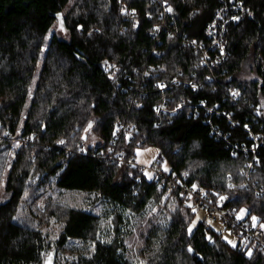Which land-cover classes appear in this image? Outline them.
I'll use <instances>...</instances> for the list:
<instances>
[{
    "label": "trees",
    "instance_id": "trees-1",
    "mask_svg": "<svg viewBox=\"0 0 264 264\" xmlns=\"http://www.w3.org/2000/svg\"><path fill=\"white\" fill-rule=\"evenodd\" d=\"M167 1L173 12L163 22L151 0H0V172L14 150L5 133L15 135L22 126L21 136L34 134V143L15 153L0 187V264H44L45 253L57 251L50 250L43 230L51 220L61 227L56 247L79 244L70 247L64 264H134L137 257L148 264H264L260 252L250 259L204 221L188 236L190 220L171 208H185L179 199L162 202V191L141 168L97 157L112 143L133 161L136 149L156 148L169 172H187V182L203 190L221 188L230 211L245 208L248 224L251 216L259 218L257 226L264 222V198L255 196L264 182V144L249 179L245 158L231 153L233 145L249 146L247 129L264 138V113L258 116L264 111V0H233L251 15L228 27V58L211 71L198 66V54L183 37L203 41L216 10L230 0ZM105 60L115 68L106 71ZM33 76L37 86L29 100ZM174 79L179 84H171ZM161 83L166 87L158 88ZM233 92L239 95L232 102ZM160 105L166 111L159 116ZM178 105L181 111L170 113ZM89 121L93 127L85 133ZM233 123L238 126L232 129ZM213 128L227 135L230 146ZM60 139L66 143L58 144ZM245 181L248 186L240 187ZM46 192L44 210L37 211ZM100 201L144 217L138 229L142 245L133 259L122 237L108 244L99 240L101 222L92 208ZM150 208L157 209L152 216ZM185 211L191 219L196 215ZM113 223L118 233L121 214ZM189 245L199 256L188 253Z\"/></svg>",
    "mask_w": 264,
    "mask_h": 264
},
{
    "label": "built area",
    "instance_id": "built-area-1",
    "mask_svg": "<svg viewBox=\"0 0 264 264\" xmlns=\"http://www.w3.org/2000/svg\"><path fill=\"white\" fill-rule=\"evenodd\" d=\"M151 4L158 5L159 9V17L164 22L167 17L171 18L172 12H167L166 7L170 5L167 1V4L164 3V0H151ZM171 6V5H170ZM248 13V10L244 8L242 2H235L230 0L228 4L221 5L215 12L212 20L207 24L204 30V40L201 42H197L194 39L187 40L185 36L183 37L184 44L188 45L190 48L194 49L198 54V66L205 70L211 71L213 67L222 64L228 58V45L226 41V36L228 32V27L231 24H236L243 19V17ZM233 16H239L240 19L233 20ZM133 17V16H132ZM173 22H170L172 24ZM164 25V23H162ZM159 30H154L152 35L155 36ZM167 32V31H166ZM168 36H171V32H167ZM195 41V43H193ZM221 46H223L224 53L221 54ZM213 78V77H212ZM171 84H179L177 79L171 81ZM192 90H196L197 86ZM236 95H231V101H235ZM204 106V104H200ZM162 106V107H161ZM183 105H178L175 107L172 112L181 111ZM159 112L157 114L160 116L166 110L163 105L158 106ZM207 114L215 113V109L206 108ZM258 111V110H257ZM264 111L258 112V116L262 115ZM197 117L198 113H194ZM238 126V124H231V128ZM19 132V134H18ZM248 139L251 141L249 146L246 144H241V146L233 145L232 147V156L234 158L244 157L245 158V171L244 175L246 179H249V176L255 171L258 167L260 161L259 156V147H263L264 138L262 133H252L249 129H247ZM213 134L217 139L221 138L226 141L227 135H223L216 128H213ZM32 137V139H29ZM6 141L10 142H19L20 147L25 144H33L34 143V134L29 136H21V128L18 129L15 135L7 133L2 137ZM227 142V146H230L229 142ZM19 147V148H20ZM19 148H15V151ZM111 150V151H110ZM235 153V155H233ZM82 156L87 155V150L80 153ZM97 157L107 160L110 163H114L117 166H131L135 165V167H139L136 165L135 161L127 160L124 153L119 151L116 148V145L112 143L106 150H101L97 152ZM31 159H35V154H32ZM131 161V163H129ZM140 168V167H139ZM145 170L153 173L154 175V183L156 187L162 191V197L164 199L170 198L171 200L179 199L184 205L185 201L180 197V193H189L191 191L192 184L187 182V176L184 175H173L171 172H164L162 167L158 163L150 164ZM176 181H179V184H176ZM242 185L244 187L248 186V182H244ZM171 189V192L169 191ZM207 193L206 196L201 197L199 192L192 193L191 203L197 208V213L201 212L205 219L211 220L212 223H220L224 226V228L228 231L232 232V237L236 238L237 246L240 247L243 251L247 248L252 249V253L257 251L260 252L264 257V229H261L259 226L252 227L248 224L244 219L237 221L236 215L228 208L229 199L224 203V205L220 208H217L215 203H209V201H215L217 197L213 195V193L219 192L222 195H226V193L219 187H211L210 189L204 190ZM227 196V195H226ZM255 196L258 198H264V182L262 185L258 186L255 189ZM223 214V215H221ZM236 225H240V227H236ZM244 241L241 244V241ZM245 252V251H244Z\"/></svg>",
    "mask_w": 264,
    "mask_h": 264
},
{
    "label": "snow or ice",
    "instance_id": "snow-or-ice-1",
    "mask_svg": "<svg viewBox=\"0 0 264 264\" xmlns=\"http://www.w3.org/2000/svg\"><path fill=\"white\" fill-rule=\"evenodd\" d=\"M164 3L167 4V0H164ZM121 11L124 12L125 10H124V9H121ZM133 11H134V10H133ZM166 11H167V12H172L173 9H172V7H171L170 5H168V6L166 7ZM56 15H57V19H58V20H61V15H62V14H61V13H57ZM248 15H251V12H248ZM232 19L238 21V20L240 19V17H239V16H233ZM133 27H136V25L134 24ZM80 28H82V26H78V30H79ZM60 29H61L62 31L65 30L62 21H61V24H60ZM156 30H158V29H156ZM49 32L51 33V32H52V29H49ZM48 38H49V37L46 35V36L44 37V40L47 41ZM193 43H195V41H193ZM40 51H41V53H44V52H45V49L42 47V48L40 49ZM223 53H224V49H223V46H221V54L223 55ZM103 63H104V65H105V70H106V71H107L108 69H110V68H115V65H114V64L109 65V63H108L107 60H105ZM39 67H40V62L37 61V68L39 69ZM145 75H148V73H145ZM113 76H114V73H111V72H110V74H109V78L112 79ZM36 81H37L36 76H33L31 86H30L29 89H28V99H29V100H32V98H33L32 88L37 86ZM157 87L163 89V88H165L166 86H165L164 84L161 83V84H158ZM193 88H195V85H193ZM232 94H233L234 96H235V95H239V93H237V92H233ZM27 107H28V104L26 103V104H25V108H27ZM137 107H139V105H137ZM161 107H162V106H161ZM159 110H160L159 108H156V109H155V111H157V112H159ZM21 116H22V118H23V113H21ZM92 127H93V122L89 121L87 127L84 128V132H85V133L89 132V130H91ZM245 128H247V125H245ZM18 134H19V132H18ZM115 134H116V132L114 131V132H113V135H115ZM5 135H7V133H5ZM29 139H32V137H29ZM80 139H81V140H86L87 137H86V136H81ZM125 139H127V137H125ZM57 143L63 145V144H65L66 142H65V140H63V139H60V140L57 141ZM19 147H20V143H19L18 141L15 142V143L13 144V148H19ZM77 149H78V151H80V152H84V151H86L85 148L80 147L79 145H77ZM110 151H111V150H110ZM143 151H144V152H149V151H151V150H150V149H144ZM136 154H137V156H139V155L141 154V150H140V149H136ZM7 155L10 156V157L15 158V153H13V152H8ZM233 155H235V153H233ZM152 160H156V157L153 156V157H152ZM138 162H139V163H144V161H138ZM147 162H148V163H151V161H147ZM257 162H259V161H257ZM5 163H6V167L3 169V172H0V187H3V185H4V174L7 173V172H8V169L12 167V163H11L10 161H6ZM129 163H131V161H129ZM133 167H135V165H133ZM161 167H162V170H163L164 172H169V171H170L169 168L167 167V162H164V163L161 165ZM129 175H131V173H129ZM143 175H144L148 180H153V179L155 178L154 175H153V173H151V172H149V171H147V170H144V171H143ZM173 175H175V174L173 173ZM182 175L187 176L188 173L185 172V173H182ZM136 178L139 179V177H136ZM176 184H179V181H176ZM229 187H232V185H229ZM240 187L243 188L244 185H241ZM157 190L159 191V189H157ZM169 191L171 192V189H170ZM193 192H199V194H200L201 197L207 195V193H205L203 189L199 188V186H198L197 184H192V186H191V191H190L189 193H187V194L184 193V192H181V193H180V197H181L182 199H184V201H185V208H184V209H179V208H177V207L175 206V204L171 205V208H172L173 211H176V212H178V213H179V212H184V213H185V215H184V220H185V222H187V221L190 220V223H187V228H186V232H187L188 236H192L193 233H194V230L198 227V224H199L200 222H202V221H201V217H200L199 215H196V216H195V219H191V217H190V216L187 214V212L185 211V209H190L192 214H196V213H197V208L191 203V200H192V193H193ZM213 195H214L215 197H217V199H216L215 201H209V203H215V205H216L217 208L222 207V206L224 205V203L228 200V197H227L226 195H222V194H220L219 192L213 193ZM26 196H27V192H25V197H26ZM161 200H162V202H163L164 197H161ZM156 211H157L156 208H150V209H149V212H148V216H152L153 213H155ZM232 212L235 213V215H236V220H237V221H240V220H242V219L244 218L245 214H247L248 210L245 209V208H241V209H239L238 212H237L235 209H233ZM126 215H129V213H126ZM221 215H223V214H221ZM17 218H18V217H16V216L12 217L13 220H16ZM169 219H171V217H169ZM251 221H252L251 226H252V227H256V226H257V223H258V221H259V218H258L257 216H251ZM145 222H147V221H145ZM109 223H111V218H109ZM161 223H163V222H161ZM206 223H207V225L211 228V226H212V221H211V220H208ZM149 226H150V225H149ZM164 226H166V225H164ZM236 227H240V225H236ZM259 227H260L261 229H264V222H260V223H259ZM132 231H135V228H133ZM213 231L216 232L217 235H219V229H213ZM229 235H232V232H231V231H229ZM56 238H57L56 236H52V237H51L52 240H55ZM204 238H205L209 243H215V240L213 239V236L210 235L208 232H205V233H204ZM220 239L223 240V241H225V242H226L227 244H229L232 248H234V249L237 248V243H236V241H235L234 239H228L227 236H220ZM105 242H106V243H111V240L109 239L108 241H101V243H105ZM243 243H244V241L242 240V241H241V244H243ZM129 247H131V245H129ZM91 250H92V251L95 250V245H94V244L91 246ZM187 251H188V253H190V254H193V255H195V256H199V253L195 252V250L193 249V247H192L191 245H189ZM244 251H245V255H247V256L251 259V257H252V249H251V248H247V249H245ZM46 256H47V258L45 259L44 264H52V262H51V256H52V254L49 252V253L46 254ZM134 264H148V261H147V260H144V259H139V258L137 257L136 260L134 261Z\"/></svg>",
    "mask_w": 264,
    "mask_h": 264
},
{
    "label": "rangeland",
    "instance_id": "rangeland-1",
    "mask_svg": "<svg viewBox=\"0 0 264 264\" xmlns=\"http://www.w3.org/2000/svg\"><path fill=\"white\" fill-rule=\"evenodd\" d=\"M66 15H67V12H64V16H66ZM21 127L22 126H20V128ZM93 141L94 140H91V138L87 140L88 143H93ZM144 149H150L151 151L144 152L143 151ZM140 150H141V154L139 156H137L136 151H135V158L134 159H135L136 165L139 166L143 171L145 170V168H147L152 163H158V164L162 165L165 162L159 158V153H158V150L156 148H152V147L140 148ZM13 153H16L15 148L13 150ZM153 156L156 157V160H152ZM13 159L14 158L11 157V160H10L11 163H12ZM138 161H144V163H139ZM147 161H151V163H148ZM9 170H10V168L8 169V171ZM6 174L7 173L4 174V185H5ZM48 194H49V192H46V194L39 201H37V203L35 204V209L37 211L42 212L44 210V206H45L44 198H46V196ZM0 199H2L1 193H0ZM75 199L80 200L81 196L76 195ZM92 211L97 216H99L100 222H101L100 231L98 233L99 240L100 241H108L109 239L112 240L116 236H120L125 241L129 258L133 259L134 257H136L137 251L142 245V239L139 236V230L138 229L142 225V221H144L143 220L144 217L132 215L130 213H129V215H126V213H128V212H122L118 208H116L113 205L109 204L108 202H104V201H100L99 203H97L94 206V208H92ZM116 214H121V217H122V223L119 226V232L118 233L115 232L114 223H113V218H114V215H116ZM196 215H199L201 217L202 222L208 221L207 219H205V217L203 216V214L201 212L196 213ZM195 216L193 219H195ZM109 218H111V223H109ZM133 228H135V231H132ZM211 228L212 229H219V233L221 234V236H227L228 239H234L237 243L236 238L229 235V231L226 230L224 228V226L221 225L220 223H212ZM43 230L45 231V233H48L49 240H51L50 250H55V249L57 250L56 251L57 254H56V257L54 259V264H64L63 259L68 258L67 257V251L70 249L71 246L76 247V246H79V244L71 241L70 243H68V245H66L62 248L56 247L55 241L57 238L55 240H52L51 237L52 236L58 237V234L61 230V227L58 224H56L55 222H53V220H51L49 222V225L46 226ZM105 244H108V243L105 242ZM129 245H131V247H129ZM46 254H47V252L45 253L44 256H46Z\"/></svg>",
    "mask_w": 264,
    "mask_h": 264
},
{
    "label": "water",
    "instance_id": "water-1",
    "mask_svg": "<svg viewBox=\"0 0 264 264\" xmlns=\"http://www.w3.org/2000/svg\"><path fill=\"white\" fill-rule=\"evenodd\" d=\"M61 21L63 22V20H62V15H61V20H59V25H60ZM50 253L52 254V256H51V262H52V264H54V259H55V254H56V252H55V251H52V252H50ZM46 258H47V256H46ZM46 258H45V259H46ZM44 262H45V260H44Z\"/></svg>",
    "mask_w": 264,
    "mask_h": 264
}]
</instances>
